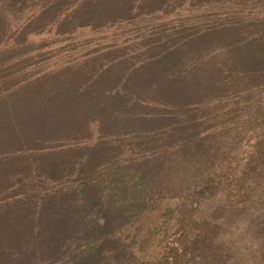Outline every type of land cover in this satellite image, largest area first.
<instances>
[{
	"label": "trees",
	"instance_id": "1",
	"mask_svg": "<svg viewBox=\"0 0 264 264\" xmlns=\"http://www.w3.org/2000/svg\"><path fill=\"white\" fill-rule=\"evenodd\" d=\"M241 240L264 260V0H0V264H233Z\"/></svg>",
	"mask_w": 264,
	"mask_h": 264
},
{
	"label": "rangeland",
	"instance_id": "2",
	"mask_svg": "<svg viewBox=\"0 0 264 264\" xmlns=\"http://www.w3.org/2000/svg\"><path fill=\"white\" fill-rule=\"evenodd\" d=\"M112 34H113L115 40H113L111 42L116 44L114 49L116 48L117 52L119 54H121L120 58H118L117 61H119L122 58V54L126 55L124 57L126 60H130L133 57V55H132V53H130V51H133V54H135L137 56L135 58L140 60V57L142 56V48L144 47V45H143V42L139 39V34L137 32H135V29L133 27L125 28V29H123V28L122 29H116L115 32H112ZM114 52H115V50L112 53H114ZM173 92H174V90H173ZM249 149H252L251 145L249 146ZM246 151L248 152L249 150H246ZM174 165H176V164L172 163V166H171L169 173H172V171H175ZM186 165H188V163H185V166ZM183 169H185V167H183ZM218 205H219V207H223L225 209H228V207H225L224 203H222V202H218ZM208 206L209 205H207L206 208H204L205 211L207 210ZM211 208H212V210L218 208L217 204L214 203L213 206L210 205L209 209H211ZM231 212H232V210H231ZM237 224H239V223L237 222V219H236L235 225H237ZM240 232H241L240 229L238 230L235 228H231V236H232V234L234 235V234H238ZM228 235L229 234L226 233V234L218 237L219 241L223 240L221 248L224 251H226V254H228L230 247H232ZM53 237H59V235H55V233L49 234V236L47 238L50 239ZM248 237H250V236H248ZM249 240H250V238H249ZM241 241H242L241 248H240V250L239 249L237 250L239 254L236 255L235 262L233 264H264V260L261 261L259 255H258L259 250L249 252V251H247L249 248L248 245L245 246L247 242L244 243L243 242L244 240H241ZM243 245H244V247H243ZM252 248L257 249L256 247H252ZM241 250L244 252H240ZM262 254H264V253H262ZM227 264H232V261H229Z\"/></svg>",
	"mask_w": 264,
	"mask_h": 264
}]
</instances>
